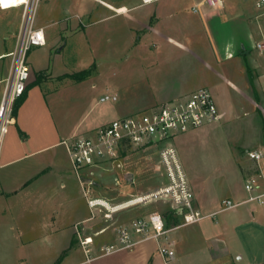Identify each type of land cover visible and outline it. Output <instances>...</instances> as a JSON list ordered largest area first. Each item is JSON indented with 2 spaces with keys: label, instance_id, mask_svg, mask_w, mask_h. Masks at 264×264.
Wrapping results in <instances>:
<instances>
[{
  "label": "crops",
  "instance_id": "0c3cea01",
  "mask_svg": "<svg viewBox=\"0 0 264 264\" xmlns=\"http://www.w3.org/2000/svg\"><path fill=\"white\" fill-rule=\"evenodd\" d=\"M201 1L155 0L142 4L140 0H37L31 18L33 26L43 31L45 43L41 46L48 44L56 55L67 42L62 43L63 37L80 38L90 29L95 51L99 44L106 46V51L111 53L136 51L133 65L154 69L149 77L155 88L147 101L132 114L199 88L186 83L185 69L190 55L205 65L208 60L213 61L219 66L217 73L221 78L244 93L241 91L245 82L241 77V67L247 49L252 52L249 44L258 34L257 25L254 24V28L248 25L240 0L234 5L222 0L218 7ZM255 2L252 0L250 8L256 12ZM196 6L198 11L193 10ZM23 16L22 7L0 9V42L9 41L8 30L14 40L13 48L0 52V58L10 57L9 53L15 49ZM253 20L255 17L251 24ZM51 28L57 29V33H50ZM260 29L263 41L264 31ZM85 42L88 43L87 40ZM206 42L210 53L204 52L208 47ZM27 63V83L35 80L36 84L27 90L16 115L12 114L0 134V259L5 258L4 250L9 251L14 243L21 244L13 248L19 257L39 254V259L43 260L41 264H54L56 260L59 261L57 264H94L98 260L90 263L82 258L77 260L78 235L90 236L95 243L97 235L111 228V232L101 239L105 243L114 241L117 227L133 220L130 210L124 209L130 205L120 206L130 200V184L124 183L119 189L113 180L111 188L105 190L97 181L100 176L96 175L125 177L136 173L131 170L129 159L124 161L122 170L85 171L84 175H94L95 180L85 192L86 183H82L73 172L71 159L61 141L104 125L91 122L84 126L81 116L82 85L89 81L91 92L96 87L97 72L76 80L72 75L78 71L53 70L43 64L32 65L28 60ZM11 68L12 57L0 69V83H4L0 89V102ZM228 77L235 78L236 82ZM255 80L264 82V77ZM255 80L252 78L249 82L254 83ZM109 89H105V94L115 95ZM245 96L249 100V96ZM63 98L74 100L73 107L63 111L58 108V101ZM217 107L220 116L232 109L226 102ZM261 147L257 151L262 157L255 161L257 171L251 175H233L228 179L222 186L226 194L221 200L243 201L247 197L243 184L250 177L256 179L260 188L264 187V145ZM191 190L200 211L205 214L218 211L216 208H202L192 187ZM119 195L123 199L115 202ZM89 199H100L110 207L116 206L114 211H109L112 214L123 211L119 215L115 213L111 220L109 214L103 217L105 208L90 207ZM228 210L229 213L218 220L202 219L172 227L167 241L175 256L170 262H166L158 252L162 241L147 240L112 255L102 264H264V205L245 202ZM187 226L192 227L184 230ZM35 245L39 247L35 248Z\"/></svg>",
  "mask_w": 264,
  "mask_h": 264
},
{
  "label": "rangeland",
  "instance_id": "374dc122",
  "mask_svg": "<svg viewBox=\"0 0 264 264\" xmlns=\"http://www.w3.org/2000/svg\"><path fill=\"white\" fill-rule=\"evenodd\" d=\"M228 1L231 5H234V2L238 0ZM240 1L241 10L246 14L248 25L254 28L255 24L258 28V34L253 36L255 38L252 41L253 44L252 42H250L251 45L249 44L252 52L247 49L248 55L244 54L243 66L241 67V77L245 81L241 91L244 93L242 94L238 90L232 88L229 83L224 81L223 77L221 78L217 73L219 72V66L215 65L213 61L208 60L207 65H205L203 61L198 60L194 55H190L188 58L189 62H187L188 68L185 69L187 86H206L210 89L217 106H219L220 103L223 104L226 102L232 107L231 110L229 108L228 113L225 115L222 116L221 114L217 122L194 130L193 132L186 133L175 141L181 163L186 172L187 180L194 191L195 198L200 206L207 210H213L214 208L218 210L221 207L220 200L226 194L222 186L224 183H227L228 179L233 175H251L257 171V162L252 161L248 153L250 151L259 150L263 148L261 146L264 145V82L258 80L261 82L259 83L255 80L256 78L260 79L264 77V53L253 47L257 42L264 43V36L263 41L261 40L262 38L260 39V28L264 31V19L262 16L258 15L257 10L255 12L254 9L252 10V8H250L252 0ZM253 17H255V20H253L254 23L251 24V19H253ZM56 31L57 29H50V33H57ZM8 32L10 34V39L5 42L1 40L0 45L2 44V47L0 46V52H6L13 48V36L10 30H8ZM91 37V29L85 36L83 35L80 38L79 36L72 38L63 37L62 43L65 41L67 42L59 55H56L57 53L50 49V46L47 44L38 48L32 47L30 51L28 50L27 56V60L35 66L43 64L49 66V68L53 70H70L75 72L89 70L88 76L97 72L95 77L96 87L91 92L88 89L90 88L89 81L82 85V95L84 96L81 116L85 123L84 126L91 122L106 124L115 118L129 115L133 110L138 108L139 105L147 101L155 88L153 80L149 77L154 69H144L133 65V57L137 54L136 51L125 50L111 53L106 51V46L100 44L95 51L91 43ZM85 40H87L88 43H86ZM256 40L258 41L256 42ZM206 43L208 47L204 48V52L210 53L209 43ZM10 57L0 58V69ZM160 70L162 71L163 69ZM180 75H183L182 71ZM237 76L238 74L236 77ZM228 78L233 81L235 80L233 77ZM252 78L255 80L254 83L249 82L250 79L252 81ZM3 84V82L0 83V89ZM106 88H110L109 90L115 93L117 97L115 102L98 101L99 96L107 92L105 90ZM87 91L88 95H86ZM67 93L68 92H66V94ZM245 95L249 96V100H247L248 98ZM58 102V108L63 111L73 107L72 103L74 100L63 98ZM222 106H220L221 111H223ZM68 118L72 119V117ZM145 152L147 153L142 154L131 150L129 153L123 154L126 155L123 162L129 159L130 168L136 173V175H130L131 179H136V182L131 183L129 187L131 193L130 199H134L136 196L142 195L143 193L149 192L167 183V178L163 175L162 171L155 170L156 163L154 156H150L148 151ZM96 176H100L97 181L105 190H107V187L111 188L113 180L116 186L122 189L125 183L124 179L126 178L121 175ZM87 197H89V195H86V198ZM122 199L123 196L119 195L115 202ZM171 207V201L163 197L160 199H146L143 202L131 204L128 208L124 209L130 210L133 220L154 211L159 212L162 214L165 224H167L166 227L171 228L183 223V218L181 216V211L183 210L172 211ZM122 211L123 210H119L115 213L119 215L118 213ZM115 213L112 214L105 210L102 214L103 217L105 214H109V219L112 220ZM228 213L229 210L219 211L213 216H209L203 220H212V218L218 220ZM190 227L192 226H187L184 230H188ZM111 230L112 229L109 228L106 233H102L95 237L96 242L92 244V247L95 249L89 254L83 251L77 237L76 247L78 250L75 252L77 260L82 258L87 261L86 263H90L91 260H98V262L94 264H102L104 261L111 259L112 255L120 251H126L127 249H121L108 255L94 257L100 254L99 246L101 244L113 245V247L117 244L116 234L114 239H112L114 241L106 243L102 241V237L110 233ZM164 242L165 241L162 240L161 243L165 244ZM14 246L20 247L21 244L16 245L13 243L9 251L5 249L4 253L6 255L4 259H0V264H41L43 262L42 259H39V254L34 257H19V254L15 253L13 250ZM37 247L39 246L35 245V248ZM54 251L55 249L51 252L52 258L54 257ZM0 256H2L1 252ZM91 257V260H87ZM58 262L59 261L56 260V262L53 263L57 264Z\"/></svg>",
  "mask_w": 264,
  "mask_h": 264
},
{
  "label": "built area",
  "instance_id": "2783aa9c",
  "mask_svg": "<svg viewBox=\"0 0 264 264\" xmlns=\"http://www.w3.org/2000/svg\"><path fill=\"white\" fill-rule=\"evenodd\" d=\"M140 1L142 4H149L155 0ZM36 2L37 0H0V9L22 7L24 10L21 28L16 35L15 49L9 53L12 56V68L7 79V88L0 102V134L12 116L15 100L22 95L29 79L28 50L45 43L42 29L32 24L31 11ZM201 3L218 7L222 4V0H202ZM198 6L193 10L198 11ZM255 7L258 15L264 19V0H256ZM253 47L264 53V43L257 42ZM116 100L117 97L112 94H105L99 98V102ZM219 118L220 113L210 89L201 86L187 94L115 118L85 134L72 135L63 139L61 143L69 154L73 172L82 183H86V193L88 186L94 185L95 180L92 177L94 175H84L85 171L122 170L124 168L123 159L126 156L123 155L124 153L132 150L143 154L148 151L150 156H154L155 170L162 171L167 178V183L136 196L120 206L123 208L136 204V200L140 203L150 198H168L171 201L172 211L183 210L181 211L182 225H186L213 216L216 212L233 209L245 202L264 205V187L260 188L256 179L250 177L243 184V189L247 194L243 201L222 199L218 211L209 214L203 213L196 206L175 141L186 133L217 122ZM248 156L251 160L258 161L262 154L255 150L250 151ZM125 177V183L135 182L134 178ZM88 204L90 207H103L107 211H114L116 207H110L100 199H89ZM171 229L172 227H166L163 216L159 212L154 211L137 217L129 224L119 225L116 229L117 244L114 247L101 244L100 254L94 257L108 255L121 249H130L147 240L157 242L164 240L165 244L158 245V252L166 262H170L175 256L167 241ZM78 239L83 251L86 254L91 253L93 250L92 237L78 235ZM91 259L92 257L87 260Z\"/></svg>",
  "mask_w": 264,
  "mask_h": 264
},
{
  "label": "trees",
  "instance_id": "16d2710c",
  "mask_svg": "<svg viewBox=\"0 0 264 264\" xmlns=\"http://www.w3.org/2000/svg\"><path fill=\"white\" fill-rule=\"evenodd\" d=\"M88 75H89V70H81V71H78V72L74 73L72 75V77L74 79H76V80H83V79L87 78ZM34 84H36V81L35 80L33 82L27 83L26 86H25L24 92L22 93V95L15 100L14 105H13V110H12V114L13 115H16L17 110H18V107L22 104L23 100L25 99L27 90L31 86H33ZM165 225L167 226V224H165Z\"/></svg>",
  "mask_w": 264,
  "mask_h": 264
},
{
  "label": "bare ground",
  "instance_id": "6f19581e",
  "mask_svg": "<svg viewBox=\"0 0 264 264\" xmlns=\"http://www.w3.org/2000/svg\"><path fill=\"white\" fill-rule=\"evenodd\" d=\"M139 200H136L135 202L137 203ZM135 202H133V203H135Z\"/></svg>",
  "mask_w": 264,
  "mask_h": 264
}]
</instances>
